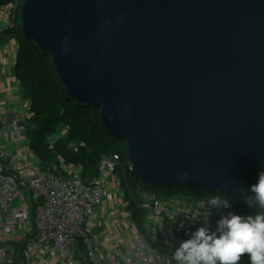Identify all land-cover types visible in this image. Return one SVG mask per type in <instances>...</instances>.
<instances>
[{"label": "water", "instance_id": "water-1", "mask_svg": "<svg viewBox=\"0 0 264 264\" xmlns=\"http://www.w3.org/2000/svg\"><path fill=\"white\" fill-rule=\"evenodd\" d=\"M19 21L67 95L127 142L135 176L248 195L264 160V0H23Z\"/></svg>", "mask_w": 264, "mask_h": 264}, {"label": "built area", "instance_id": "built-area-1", "mask_svg": "<svg viewBox=\"0 0 264 264\" xmlns=\"http://www.w3.org/2000/svg\"><path fill=\"white\" fill-rule=\"evenodd\" d=\"M19 5L13 0L2 10L13 14ZM28 117L29 112L6 117L15 140L25 144ZM30 159L35 162L11 161L0 168V264H14L16 247L10 243L22 245L19 264H167L190 230L201 223L215 229L227 214L208 201L190 205L133 193L127 178L131 165L124 166L117 154L100 157L90 182L79 177L74 165H63L66 175H59L41 170L32 153ZM25 198L26 211L13 207ZM105 201L117 216L108 224L96 220ZM129 206L139 211L138 220Z\"/></svg>", "mask_w": 264, "mask_h": 264}, {"label": "trees", "instance_id": "trees-1", "mask_svg": "<svg viewBox=\"0 0 264 264\" xmlns=\"http://www.w3.org/2000/svg\"><path fill=\"white\" fill-rule=\"evenodd\" d=\"M13 0H0V7L11 5ZM20 0L18 10L11 16V24L4 31L17 45L14 64L15 77L21 87L23 99L29 103V117L25 131L28 148L38 159L39 168L45 172L66 175L63 165H74L80 169L79 177L86 182L97 176V165L102 155L117 154L124 166L128 165V145L120 137L113 136L105 129L100 109L89 103L77 102L67 95L60 81L51 54L40 48L32 39L22 35L20 29ZM2 171L7 167L2 162ZM264 170V160L252 167L247 176V193L257 179L258 171ZM129 184L138 192L152 194L165 200H179L194 205L218 196L227 199L230 208L218 206L219 210L241 215H254L264 211L258 205L249 206L244 199L227 196L217 191H207L196 185L151 183L127 172ZM132 188V187H131ZM134 193V192H133ZM134 216L139 213L129 206ZM214 230V229H213ZM22 245L16 247L14 264H19ZM247 253L241 257L240 264H249Z\"/></svg>", "mask_w": 264, "mask_h": 264}, {"label": "clouds", "instance_id": "clouds-1", "mask_svg": "<svg viewBox=\"0 0 264 264\" xmlns=\"http://www.w3.org/2000/svg\"><path fill=\"white\" fill-rule=\"evenodd\" d=\"M249 192L245 202L264 210V170L258 171ZM208 204L231 207L227 199L218 196L210 197ZM245 253L249 264H264V211L254 215L229 211L216 222L214 230L201 223L174 247L167 264H240Z\"/></svg>", "mask_w": 264, "mask_h": 264}, {"label": "crops", "instance_id": "crops-1", "mask_svg": "<svg viewBox=\"0 0 264 264\" xmlns=\"http://www.w3.org/2000/svg\"><path fill=\"white\" fill-rule=\"evenodd\" d=\"M12 14H8L0 7V168L2 162L7 164L11 161L26 163L30 158L31 151L28 144L15 140L16 133L13 125L6 122V117L13 113H24L27 115L29 103L23 99L21 87L15 77L14 64L17 55V45L13 38H8L4 31L11 24ZM26 205L29 203L27 198L24 201H17L13 207H19L20 210L26 211ZM111 203L104 202L97 214V221L110 223L115 218L116 214L110 210ZM25 226L30 227V222H26ZM22 235H18V239ZM10 247H17L14 243H10Z\"/></svg>", "mask_w": 264, "mask_h": 264}, {"label": "rangeland", "instance_id": "rangeland-1", "mask_svg": "<svg viewBox=\"0 0 264 264\" xmlns=\"http://www.w3.org/2000/svg\"><path fill=\"white\" fill-rule=\"evenodd\" d=\"M28 160H32V159H30V158H28ZM32 161H34V160H32ZM35 162V161H34ZM131 189H132V191L135 193V194H137V191L135 190V188H134V186H132V184H131Z\"/></svg>", "mask_w": 264, "mask_h": 264}]
</instances>
